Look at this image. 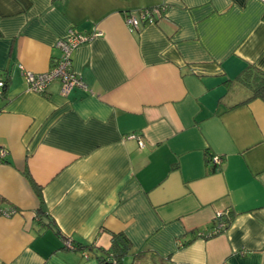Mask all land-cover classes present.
Segmentation results:
<instances>
[{
	"label": "crops",
	"instance_id": "0c3cea01",
	"mask_svg": "<svg viewBox=\"0 0 264 264\" xmlns=\"http://www.w3.org/2000/svg\"><path fill=\"white\" fill-rule=\"evenodd\" d=\"M157 6L129 28L126 14ZM71 28L103 32L73 52L87 88L30 91L23 70H50ZM249 66L264 72L263 0H0V208L18 210L0 215V264H103L119 233L128 264H264ZM218 211L231 219L201 236Z\"/></svg>",
	"mask_w": 264,
	"mask_h": 264
},
{
	"label": "built area",
	"instance_id": "2783aa9c",
	"mask_svg": "<svg viewBox=\"0 0 264 264\" xmlns=\"http://www.w3.org/2000/svg\"><path fill=\"white\" fill-rule=\"evenodd\" d=\"M264 1V0H263ZM165 6H157L153 8H146L141 10L140 14H126V22L129 28L133 31L138 30L142 23H153L157 22L160 19L165 11ZM102 31H96L89 34H83L77 32L75 29H69L66 37L60 39L57 42V47L60 49V56L57 58L56 63L53 67L46 72H33L31 70H23L25 80L28 85V89L32 92L43 93L45 92L49 85L55 81L60 80L62 83V94L67 95L75 87L87 88L82 76L78 75L73 69V52L75 49L90 40H93L96 37L102 36ZM6 76L5 72L0 70V90H2L6 85ZM130 137L138 138L135 134H132ZM140 145L143 146L144 143L140 141ZM7 154L6 149L0 150V156L4 157ZM222 157L220 155L212 156V162L216 165L221 164ZM18 212L17 209H2L0 208V215L2 216H12ZM226 214V211H218L216 213V219L220 221L218 228L209 232V233H200L201 236L211 237L226 226V222L220 220L222 216ZM67 248L77 249L76 244L72 240H67L65 242Z\"/></svg>",
	"mask_w": 264,
	"mask_h": 264
},
{
	"label": "trees",
	"instance_id": "16d2710c",
	"mask_svg": "<svg viewBox=\"0 0 264 264\" xmlns=\"http://www.w3.org/2000/svg\"><path fill=\"white\" fill-rule=\"evenodd\" d=\"M141 10L138 12L140 14ZM159 20V19H158ZM157 20V21H158ZM6 76V85L3 88V92L6 91L9 85L10 77L7 71H5ZM239 82L244 84L249 91L251 92L250 96L243 101L242 103H247L253 99H262L264 100V72L256 69L255 67L249 66L239 77ZM237 79V80H238ZM1 157V156H0ZM2 158V157H1ZM212 162V156L209 158ZM215 164V163H214ZM215 166H219L218 164ZM216 168L213 167L211 171H215ZM28 177L33 181L32 177L28 174ZM34 182V181H33ZM230 212L224 214L220 220L227 221L230 220ZM65 240H72L71 238L64 236ZM73 241V240H72ZM74 242V241H73ZM66 246V244H65ZM77 249L88 248L92 250V246H81L76 244ZM67 247V246H66ZM95 248H93L94 250ZM132 249V243L129 238L125 234H113V244L112 246L106 250H101L102 254L98 256V259L103 264H124L125 259L130 255Z\"/></svg>",
	"mask_w": 264,
	"mask_h": 264
},
{
	"label": "rangeland",
	"instance_id": "374dc122",
	"mask_svg": "<svg viewBox=\"0 0 264 264\" xmlns=\"http://www.w3.org/2000/svg\"><path fill=\"white\" fill-rule=\"evenodd\" d=\"M127 261H128V259H126V261L124 262V264H128V262H127Z\"/></svg>",
	"mask_w": 264,
	"mask_h": 264
}]
</instances>
